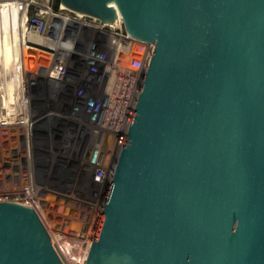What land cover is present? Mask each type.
Returning <instances> with one entry per match:
<instances>
[{
  "label": "water",
  "instance_id": "water-1",
  "mask_svg": "<svg viewBox=\"0 0 264 264\" xmlns=\"http://www.w3.org/2000/svg\"><path fill=\"white\" fill-rule=\"evenodd\" d=\"M60 2L152 51L92 243L0 202V264H264V0Z\"/></svg>",
  "mask_w": 264,
  "mask_h": 264
},
{
  "label": "built area",
  "instance_id": "built-area-1",
  "mask_svg": "<svg viewBox=\"0 0 264 264\" xmlns=\"http://www.w3.org/2000/svg\"><path fill=\"white\" fill-rule=\"evenodd\" d=\"M7 1L21 19L0 35V145L8 149L6 172L0 165V202L34 208L54 242L91 244L152 46L131 37L115 19L78 13L60 0ZM11 34L17 36L14 44ZM56 117L62 123L54 125ZM63 126L74 139L61 145L55 132ZM57 144L69 152L55 159ZM45 156L50 157L41 161ZM69 201L79 205L75 221H84L73 229L66 222L75 219ZM88 204L93 206L81 211Z\"/></svg>",
  "mask_w": 264,
  "mask_h": 264
},
{
  "label": "rangeland",
  "instance_id": "rangeland-1",
  "mask_svg": "<svg viewBox=\"0 0 264 264\" xmlns=\"http://www.w3.org/2000/svg\"><path fill=\"white\" fill-rule=\"evenodd\" d=\"M11 8V9H10ZM14 9H15V11H13V8L11 7V5H9V11L8 12H10V11H13V13H16L17 12V8H16V6H14ZM12 13V14H13ZM12 14H8L9 16H11V17H15V16H13ZM14 22V21H13ZM16 22H17V20H16ZM9 28H10V26H9ZM123 28H124V31L126 30L125 29V26L123 25ZM9 30H7V32H5V31H0V35L2 34V36L3 35H5L6 33L7 34H9V32H8ZM11 37H10V40H11V43H13L14 44V42H15V39H17L16 37H13V34H11L10 35ZM23 39V36H19V40H22ZM14 40V41H13ZM138 48V47H137ZM138 51H140V49L138 50ZM126 64V63H125ZM62 121H63V119L62 118H60V117H56L55 119H52L51 120V122L52 123H54V125H56L57 124V122H58V124H59V122L60 123H62ZM48 122V124H51L50 122H49V120L47 121ZM63 124H68V122H66V123H63ZM69 125V124H68ZM29 126H30V124L28 123L27 124V126L25 127V131H27V132H29V130H30V128H29ZM59 126V125H58ZM58 126H57V128H58ZM61 126V125H60ZM62 127V126H61ZM27 129V130H26ZM63 132H60L59 130H57L56 129V132H55V139L57 140V142L59 143V144H61L62 143V141H63V139H64V141H66V139L67 140H73L74 139V135H67L66 133H67V131H65L64 130V126H63ZM0 136H2V135H0ZM76 136V135H75ZM59 144H57V149H60L59 151L56 149L52 154H51V157L52 158H57L58 157V155H61L63 152L66 154L67 152H69L68 151V149L66 150V146L64 147V148H61L60 146H59ZM7 147H5V146H1L0 145V165H2L3 167L5 166V163H7V159H5L4 158V156H6V154H7ZM72 150H74L73 151V154H75V148L74 149H72ZM48 157H50V156H45L43 159H41V161H47L49 158ZM57 162L58 163H60V158L57 160ZM4 170H5V172H6V169H5V167L3 168ZM8 172H10V170L8 169L7 170ZM43 175H45L44 173H42V175L40 174V176H39V179H43ZM3 177V178H2ZM4 179V176L3 175H1L0 176V179ZM78 183V182H77ZM77 195V194H76ZM58 196H60L61 197V195H58ZM88 197H90L92 200H95V198L93 197L92 198V196H88ZM54 200V199H53ZM70 203H71V205H70V207H69V211H70V214L75 218L73 221H66V222H68V224H69V228L70 229H73L74 227H76V226H79V224L80 223H82L83 224V222L84 221H75V220H79V219H77L78 217L77 216H75L74 214L76 213V207H78L79 205L78 204H76L75 203V201H69ZM53 206H54V204H53ZM92 207L93 206V204H88V205H86L84 208H82V210L81 211H83L84 213H85V208H89V207ZM73 209V210H71V209ZM52 210V209H51ZM50 210V211H51ZM67 210V209H66ZM68 211V210H67ZM94 210H92V212L91 213H94L93 212ZM97 212H100V209H98V211ZM97 218H99L98 216H97ZM101 218V217H100ZM54 219V217H53V215H52V220ZM98 220V219H97ZM47 222H49V223H51V222H53L54 224L55 223H57V221H47ZM60 222V221H59ZM62 222V221H61ZM91 222V221H90ZM97 224H98V221H97ZM98 226V225H97ZM57 228V227H56ZM49 229L53 232V229L51 228V227H49Z\"/></svg>",
  "mask_w": 264,
  "mask_h": 264
},
{
  "label": "bare ground",
  "instance_id": "bare-ground-1",
  "mask_svg": "<svg viewBox=\"0 0 264 264\" xmlns=\"http://www.w3.org/2000/svg\"><path fill=\"white\" fill-rule=\"evenodd\" d=\"M2 3H3V4L7 3V4H5V5H8V8H9V5H10L9 1L6 0V1H3ZM14 6H16V5L14 4V5L11 6V7L13 8V11H15ZM112 6L115 7V4L112 3ZM10 9H11V8H10ZM13 11H10L9 13L12 14ZM12 15L15 16V17H13V19H15L14 22H13V26H16V25H17L16 20H17V19H21V17H20V18L18 17V16H19V9L17 10L16 13H13ZM114 19H115V22H116V24H117L118 27H120L121 24L124 25V19H123L122 15H121L120 11H116V16H115ZM19 36H23V35L20 33ZM132 48H133V46H132ZM123 59H124V62H125V61L127 60V56H124ZM125 71H126V72H131V71H135V70L125 69ZM139 87H140V85H139ZM26 130H27V129H26ZM61 145H63V142L61 143ZM57 169H59V168L57 167ZM21 205H22V204H21Z\"/></svg>",
  "mask_w": 264,
  "mask_h": 264
},
{
  "label": "flooded vegetation",
  "instance_id": "flooded-vegetation-1",
  "mask_svg": "<svg viewBox=\"0 0 264 264\" xmlns=\"http://www.w3.org/2000/svg\"><path fill=\"white\" fill-rule=\"evenodd\" d=\"M5 4L1 3L0 5V31L7 32V30H9V26H13V21L15 19H13V17L8 15L9 8H8V5H5Z\"/></svg>",
  "mask_w": 264,
  "mask_h": 264
}]
</instances>
